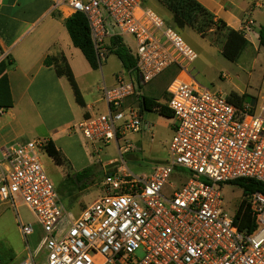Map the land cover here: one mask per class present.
Wrapping results in <instances>:
<instances>
[{"label":"built area","instance_id":"built-area-1","mask_svg":"<svg viewBox=\"0 0 264 264\" xmlns=\"http://www.w3.org/2000/svg\"><path fill=\"white\" fill-rule=\"evenodd\" d=\"M55 5L67 7L71 16H86L101 63L112 38L135 42L134 50L126 46L135 67L102 88L108 111L87 116L73 129L92 145L116 143L121 156L133 152L128 137L152 132L140 114L144 87L176 68L163 103L173 116L174 136L169 158L149 174H134L124 161L111 164L99 185L101 195L77 215L42 162L47 141L6 148L0 205L16 209L22 202L44 234L32 252L28 239L35 229L19 220L29 251L19 264H264V192L247 197L255 223L247 233L224 209L221 190L243 179L264 186V92L237 106L201 86L189 69L198 54L145 0H55ZM254 26L248 19L239 33L251 38ZM172 176L180 186L171 183ZM168 186L170 196L164 194Z\"/></svg>","mask_w":264,"mask_h":264},{"label":"crops","instance_id":"crops-1","mask_svg":"<svg viewBox=\"0 0 264 264\" xmlns=\"http://www.w3.org/2000/svg\"><path fill=\"white\" fill-rule=\"evenodd\" d=\"M195 1L214 15L215 21H223L233 31L240 32L244 21L252 19L255 26L246 49L251 46L255 51L264 50L259 43L264 0ZM70 17L69 9L56 6L55 0H0V63L6 58L10 62L6 74L14 102L12 108L0 109V159L6 148L34 140H51L59 150V144L72 138V127L91 114L108 111L102 88L114 86L121 73L110 76L103 65L101 74L92 69L72 42L66 27ZM50 56L65 58L85 106L77 102L68 78L58 76L53 66L45 65ZM258 88L237 94L256 101L264 92V80ZM113 163L117 160L107 167Z\"/></svg>","mask_w":264,"mask_h":264},{"label":"rangeland","instance_id":"rangeland-1","mask_svg":"<svg viewBox=\"0 0 264 264\" xmlns=\"http://www.w3.org/2000/svg\"><path fill=\"white\" fill-rule=\"evenodd\" d=\"M145 2L147 7L161 16L169 26L178 30L196 51L198 59L189 69L201 86L221 92L224 96L245 92L253 87L259 89V85L264 80V50L255 51L249 46L237 61H230L223 55V43L226 41L224 33L210 31L209 36L203 38L190 27L178 29L174 25L172 13L164 4L158 0H145ZM123 41L127 47L135 49V42L132 38L124 37ZM111 48L107 47L106 61L108 63H104L103 68L110 76H114L117 72L123 74V65L119 58L111 52ZM100 68L98 70L101 74ZM177 74L176 68L165 72L146 85L143 94L149 97L155 96L154 98L160 99L161 102L165 98L168 85ZM97 78L99 83H102L101 75L98 74ZM143 115L144 122L151 125L152 132L149 133L144 129L141 133L128 137V142L133 145V152L128 155L121 156L116 143L105 146L97 142L92 145L78 129H73V127L70 133L73 134L72 138L65 139L64 144H59L61 147L59 150H64L63 153L61 152L64 159L63 166H58L46 152L41 154L45 169L57 190L67 175H74L92 167V178L87 181L89 185L79 192V200L71 208L76 215L101 195L99 185L105 177V169L109 163L115 160L120 163L124 161L134 174L146 175L151 173L155 166L169 158V149L174 136V119L161 116L156 111L145 112ZM116 166H120L119 163ZM113 168L109 166L106 171L109 172ZM184 177V179H189V172L186 171ZM171 183L180 186L176 176H172ZM221 190L224 209L234 216L243 199V191L233 184H223ZM172 191L173 189L168 186L164 189V194L170 196ZM19 220L24 224L32 225L35 229L28 239L32 252H37L43 239L42 228L25 204L21 202L16 209L0 205V264H19L29 254L26 242L20 233Z\"/></svg>","mask_w":264,"mask_h":264},{"label":"trees","instance_id":"trees-1","mask_svg":"<svg viewBox=\"0 0 264 264\" xmlns=\"http://www.w3.org/2000/svg\"><path fill=\"white\" fill-rule=\"evenodd\" d=\"M164 4L173 15V22L178 29H184L190 27L199 33L203 38L209 36L210 31L224 33L226 41L223 43V55L230 61H237L242 53L245 51L249 42L244 36L237 32L230 30L227 25L221 21H215L214 15L208 12L202 5L195 0H158ZM66 27L72 39L75 47L79 48L84 54L85 58L89 62L90 66L94 70H98L101 63L98 60L96 50L94 48L91 32L88 20L84 14L77 13L72 15L66 21ZM259 43L264 49V25L261 26L259 31ZM110 50L121 61L125 70H131L135 67L136 62L122 39L112 38L110 40ZM10 62L7 58L0 63V109H10L13 107L14 102L10 93L9 80L6 74V70L9 67ZM46 66H53L58 76H65L70 82L76 100L81 106H85L82 98V93L78 87L76 79L69 65L66 64L64 57H47L45 60ZM167 99V93L165 92V98ZM231 103L237 106H242L246 102H255V99L248 95H238L232 93L228 96ZM140 114L145 112L156 111L161 116L173 118L171 112L167 106L160 102V99L153 97L142 96L140 102ZM46 153L58 166L64 165V159L62 153L56 148L53 141H47ZM164 163V162H163ZM92 167H88L74 175H67L62 181L58 192L66 204L71 209L79 200V192L89 185V180L92 178ZM240 187L243 191V199L240 202L238 209L234 215L235 223L239 226L241 231L251 233L255 229V223L252 216L250 206L247 203V197L256 191L264 192V186L262 183L255 180H239L231 183Z\"/></svg>","mask_w":264,"mask_h":264}]
</instances>
